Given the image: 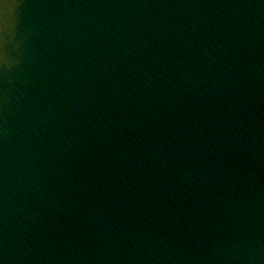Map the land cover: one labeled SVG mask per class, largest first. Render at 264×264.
<instances>
[{"label": "water", "instance_id": "obj_1", "mask_svg": "<svg viewBox=\"0 0 264 264\" xmlns=\"http://www.w3.org/2000/svg\"><path fill=\"white\" fill-rule=\"evenodd\" d=\"M0 264H264V0H9Z\"/></svg>", "mask_w": 264, "mask_h": 264}, {"label": "snow or ice", "instance_id": "obj_2", "mask_svg": "<svg viewBox=\"0 0 264 264\" xmlns=\"http://www.w3.org/2000/svg\"><path fill=\"white\" fill-rule=\"evenodd\" d=\"M9 6H10L9 0H0V40H2V36L6 24V9Z\"/></svg>", "mask_w": 264, "mask_h": 264}]
</instances>
